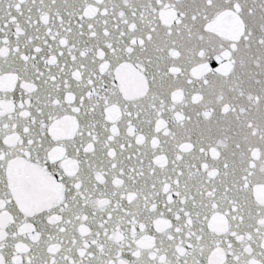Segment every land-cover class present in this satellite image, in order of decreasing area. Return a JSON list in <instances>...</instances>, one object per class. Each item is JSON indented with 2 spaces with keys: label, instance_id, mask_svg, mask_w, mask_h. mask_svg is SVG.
<instances>
[{
  "label": "snow or ice",
  "instance_id": "obj_1",
  "mask_svg": "<svg viewBox=\"0 0 264 264\" xmlns=\"http://www.w3.org/2000/svg\"><path fill=\"white\" fill-rule=\"evenodd\" d=\"M0 264H264V0H0Z\"/></svg>",
  "mask_w": 264,
  "mask_h": 264
}]
</instances>
